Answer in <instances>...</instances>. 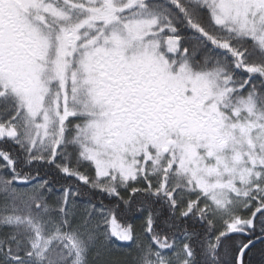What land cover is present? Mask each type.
Listing matches in <instances>:
<instances>
[{
  "label": "snow or ice",
  "instance_id": "snow-or-ice-1",
  "mask_svg": "<svg viewBox=\"0 0 264 264\" xmlns=\"http://www.w3.org/2000/svg\"><path fill=\"white\" fill-rule=\"evenodd\" d=\"M0 264H264V0H0Z\"/></svg>",
  "mask_w": 264,
  "mask_h": 264
}]
</instances>
